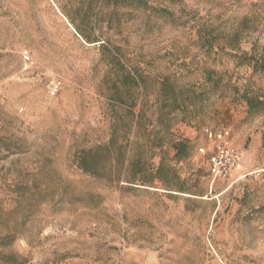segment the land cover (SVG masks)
<instances>
[{"label": "rangeland", "instance_id": "obj_1", "mask_svg": "<svg viewBox=\"0 0 264 264\" xmlns=\"http://www.w3.org/2000/svg\"><path fill=\"white\" fill-rule=\"evenodd\" d=\"M263 51L264 0H0V264H264Z\"/></svg>", "mask_w": 264, "mask_h": 264}, {"label": "built area", "instance_id": "obj_2", "mask_svg": "<svg viewBox=\"0 0 264 264\" xmlns=\"http://www.w3.org/2000/svg\"><path fill=\"white\" fill-rule=\"evenodd\" d=\"M25 58L29 59L30 56L26 55ZM53 90L55 92L57 86ZM203 130L207 141L198 147V154L207 158L211 176L228 178L238 161V149L231 129L223 125H207Z\"/></svg>", "mask_w": 264, "mask_h": 264}, {"label": "trees", "instance_id": "obj_3", "mask_svg": "<svg viewBox=\"0 0 264 264\" xmlns=\"http://www.w3.org/2000/svg\"><path fill=\"white\" fill-rule=\"evenodd\" d=\"M70 20L72 23L74 22L73 18H70ZM75 28L87 41H89V42L97 41V40L90 41V40L96 38V36L92 37L91 34L87 33L81 25H75ZM229 45L232 47L237 46L236 43L235 44L231 43ZM246 57H247V59H251V58L255 59L254 64H253L254 70H259V69L264 70V51L260 57H256L253 55L246 56ZM212 73L214 74V77H212L210 79L213 81L214 90L217 91L219 89V87H221L223 85L222 84V74L218 70H212ZM241 97L247 101L250 109H253L255 104H264V96L251 95L249 93V91H247V90H245L241 94ZM180 145H184V143L183 142L178 143V147ZM179 152H180V149L177 151V155H179Z\"/></svg>", "mask_w": 264, "mask_h": 264}]
</instances>
